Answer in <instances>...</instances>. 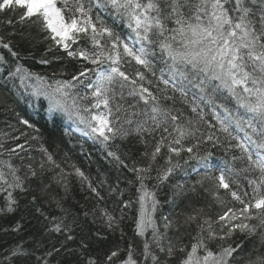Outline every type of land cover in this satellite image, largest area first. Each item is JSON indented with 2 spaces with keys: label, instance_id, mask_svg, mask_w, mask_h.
Here are the masks:
<instances>
[{
  "label": "snow or ice",
  "instance_id": "obj_1",
  "mask_svg": "<svg viewBox=\"0 0 264 264\" xmlns=\"http://www.w3.org/2000/svg\"><path fill=\"white\" fill-rule=\"evenodd\" d=\"M0 25L21 26L22 39L34 38L25 26L35 29L47 44L39 64L50 65L60 59L55 53L61 51L73 64L67 79L33 71L20 62L24 57L11 38L17 32L0 34V49L8 54L0 53V88L14 91L17 101L30 107L47 101L49 114L66 116L117 166L133 174L128 184L136 186V235L142 238V247L129 242L123 259L117 247L101 261L88 255L89 245L81 242L84 264H114L117 259L119 264H170L178 252L183 254L179 264H235V254L244 244L240 236H259L264 244V0H0ZM118 26L127 28V34L117 32ZM133 62L138 68L129 73L127 66ZM157 63L163 65L158 70ZM169 88L184 98L190 114L173 106L176 98L167 94ZM225 93L235 102L234 109L217 103V96ZM209 106L212 120L204 111ZM16 116L25 130L14 128L19 135L10 137L4 133L14 147L0 142V155L8 156L0 160L2 214L17 211L16 194L26 195L31 179L60 169L54 179L65 182L64 170L45 146L40 128L20 113ZM133 135L145 146L139 160L115 145L117 139ZM29 141L39 142L41 158L30 157L25 164L20 153L31 147ZM209 144H227L238 154L221 165L213 164ZM13 156L20 165L12 163ZM192 159L201 162L204 174L191 186L172 185L173 199L167 202L175 204V197L202 191L211 203L184 214L183 220L163 215L158 224L157 189L185 171L184 165ZM72 167L91 193L104 200L101 191L106 182L94 186L81 168ZM153 180L150 189L148 182ZM109 192L121 197V216L107 208L100 212L106 227L115 231L133 201L122 199L125 192L119 183L109 186ZM36 202L32 196V203ZM213 207L218 209L214 215ZM36 211L43 215L40 207ZM192 225L195 235L190 247L178 240L174 243L169 236L173 229L179 232ZM20 227L17 222L15 230ZM48 230L67 233V241L74 239L62 219L54 217ZM53 252L60 249L36 256L35 264H50L47 257ZM31 255L23 245H16L0 264H16ZM246 264H264V255Z\"/></svg>",
  "mask_w": 264,
  "mask_h": 264
},
{
  "label": "trees",
  "instance_id": "obj_2",
  "mask_svg": "<svg viewBox=\"0 0 264 264\" xmlns=\"http://www.w3.org/2000/svg\"><path fill=\"white\" fill-rule=\"evenodd\" d=\"M104 18L109 25L112 24L111 19ZM20 29L21 26L19 25L15 29L11 26L0 25V34L8 36L14 31L17 32L11 38L15 44L19 45L21 55L24 57L20 61L21 63H24L33 71L49 76L55 73L57 79L70 78L68 73L72 71L73 64L64 58L62 51L55 53L60 59H53L50 65L39 64V59L46 55L47 44L42 42V36L37 35L35 29H29L27 26L24 30L26 32L32 31L34 38L22 39L18 34ZM116 31L127 34L128 29L118 26ZM0 53L8 57L6 50L0 49ZM49 58L52 57L49 56ZM162 66L161 63H157V70ZM137 68L138 66H134L133 62V65L127 66L126 70L132 73ZM62 72L63 75H61ZM157 74H159L158 71ZM160 87L162 88L163 85L161 84ZM9 88H11V85H9ZM167 94L175 96V104L173 105L175 108L183 109L186 114H190L188 105L178 92L173 93L169 88ZM191 98L192 92L189 91L187 100L190 101ZM167 103L172 105V101ZM217 103H223L230 109H234L235 102L227 96V93L223 96H217ZM217 110L221 111L223 115L222 109ZM204 111L208 114L207 118L212 120L210 106L204 107ZM16 113L30 119L32 123L40 128L45 146L50 152L54 153L55 160L64 170L65 182H56L54 177L60 172V169H55L46 172L41 179H31L28 182L29 191L26 195L16 194L20 201L17 211L7 214L0 213V259L16 245H23L32 254L28 259H21L16 264H35L36 256H44L53 248L60 249V252H53L51 257H47L50 264H84V256L81 254L80 247L81 242L89 245L88 255L98 257L101 261L110 250H115L117 247L121 249L119 259H123L126 254L124 250L129 242H132L137 249L141 248L142 238L136 235L138 214V204L135 203L136 186L128 184V180L134 179L133 174L127 169L117 166L111 158L106 156L99 144L76 132L73 124L64 115L60 113L49 114L47 112V101L41 100L37 102L35 107H30L23 101L18 102L14 91L10 92L8 88H0V142L5 143L6 146L14 147V142L9 138L12 135H19V132L13 131L14 128L25 130L18 123ZM27 131L31 132V130ZM4 133H8L9 137H6ZM33 135L35 134L33 133ZM240 135L243 134L240 133ZM221 138L223 139V134H221ZM23 142V139H21L20 143ZM29 143L31 147L26 146V152L20 153L21 156H24L25 164L29 162L30 157L35 158L36 161L41 158L39 142L29 141ZM232 143L235 144V141H232ZM115 145H119V151L127 153L132 160H139L141 153L145 151L144 144L134 135L126 139H117ZM206 147L208 151L213 153L212 163L216 165H221L224 160H230L233 154H238L235 149L228 150L227 144L223 147L209 144ZM113 150H116L115 147ZM7 159V154L0 155V160ZM11 159L15 165L21 164L17 156H13ZM128 163L131 166V160ZM160 163L162 164L163 161H160ZM73 165L81 168L86 176L92 180L94 186H97L100 181L106 182L101 191L104 200H98L91 193L87 183L82 182L75 174ZM237 166L240 165L237 164ZM184 169L185 171H178L165 185L157 189V199L161 201V207L156 213L158 224H161L160 218L163 215L183 220L184 214L211 203L210 198L202 191L175 197V204L167 202L173 199L172 185L184 183L191 186L204 174L201 162L195 159L189 160L188 164L184 165ZM193 169H196V171H193ZM21 175H23V172H21ZM65 183L67 188H65ZM117 183H119V188L125 192L122 199L132 200L133 203L130 208L124 209L119 228L111 231L106 227L100 210L107 208L115 216H121V197L117 193L110 194L109 192V186H115ZM154 183V180L148 182L150 189ZM206 186L208 185L206 184ZM4 196L5 194L0 193V206H3ZM32 196L37 197L35 204L32 203ZM37 207L42 209L43 215L36 211ZM216 211L218 209L213 207V215ZM54 217L57 221L62 219L64 224L72 230L73 240H66L67 233L48 230L52 228ZM17 222L21 226L19 230H15ZM161 230H163L162 227ZM97 233H100V238L97 237ZM193 235H195V225L182 227L179 232L174 229L169 232V236H171L174 243L178 240L189 247ZM239 239L244 240V244L242 249L235 254V264H246L248 259H255L259 255H264V244H262L259 236L249 238L240 236ZM213 247L215 246L213 245ZM182 255L178 252L176 259L172 260L170 264H179ZM119 259L114 261V264H119Z\"/></svg>",
  "mask_w": 264,
  "mask_h": 264
},
{
  "label": "rangeland",
  "instance_id": "obj_3",
  "mask_svg": "<svg viewBox=\"0 0 264 264\" xmlns=\"http://www.w3.org/2000/svg\"><path fill=\"white\" fill-rule=\"evenodd\" d=\"M65 117H66V116H65ZM69 121L73 124L75 131L78 132V133H81V132H79V131L76 130V124H74L73 121H71V120H69ZM81 134H82V133H81Z\"/></svg>",
  "mask_w": 264,
  "mask_h": 264
}]
</instances>
